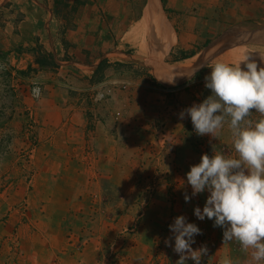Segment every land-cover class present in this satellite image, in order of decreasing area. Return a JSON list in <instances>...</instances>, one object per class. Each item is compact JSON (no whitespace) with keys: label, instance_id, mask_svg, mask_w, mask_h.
Masks as SVG:
<instances>
[{"label":"crops","instance_id":"0c3cea01","mask_svg":"<svg viewBox=\"0 0 264 264\" xmlns=\"http://www.w3.org/2000/svg\"><path fill=\"white\" fill-rule=\"evenodd\" d=\"M0 1V38L11 72L19 76H0V177L6 187L0 217L8 215L4 228L22 235L20 257L0 264H103L106 253L97 240L70 241L68 234L90 230H70L68 203L102 200L105 193L97 189L118 183L126 153L123 138L137 132L128 124L141 106L137 95L152 88L144 84L143 70L154 74L156 64L169 66L168 75L174 76L201 54L211 34L264 28V0H166V5L162 0ZM34 48L54 52L60 64L39 68ZM112 55L119 57L114 61ZM34 80L44 88L36 101L28 91ZM106 81L128 83L129 89H117L111 99L95 103L91 90ZM29 106L34 110L31 136ZM209 230L210 238L195 236L192 248L207 247L201 264H222L217 227ZM162 233L172 237L174 247L170 230L140 227L124 264H156L159 250L164 264H176L180 257L173 247L164 243L159 248Z\"/></svg>","mask_w":264,"mask_h":264},{"label":"rangeland","instance_id":"374dc122","mask_svg":"<svg viewBox=\"0 0 264 264\" xmlns=\"http://www.w3.org/2000/svg\"><path fill=\"white\" fill-rule=\"evenodd\" d=\"M4 2L5 0H2V3ZM44 2L47 3L46 0ZM3 15L4 12L0 11V23ZM246 26L247 28H250L249 26L258 27V25ZM226 30L211 34L210 42L207 41L202 45L200 55ZM15 49L17 48H12V50ZM232 49L237 53H252L264 57V41L262 40L230 48L227 53ZM215 51H217V45L211 47L208 53ZM200 55L188 61L174 76L168 75L169 66H162L163 71L155 68L154 74L143 70V75L147 80L144 84L149 82L152 88L150 91L147 90V95L144 93L145 88H142L137 95V101L141 103V106L135 107L136 110L138 109L135 117H132L128 123L130 127H135L137 132L123 138L126 153L122 156L123 169L116 174L118 183L103 187L102 190L97 189L98 193L102 191L105 193L106 198L102 200L68 203L70 214H68L67 222L70 230L73 231L75 227L79 229L88 227L90 230L87 233L84 232L85 234L73 232L68 234L70 241L83 242L89 238L97 240L100 247L105 249L104 262L124 264L134 238L137 239L139 235L137 232L140 227L155 226L166 232L170 230L169 225L174 222V218L180 215H184L187 222L196 224L202 230L201 237L210 238L212 235H209V229L211 228L213 232L214 221L207 218L201 221L194 215V209L197 206L203 209L209 193L205 191L192 197L190 202H186L185 194L191 196L192 193V188L187 183V173L192 165L200 163L203 154L213 156L214 149L215 154L224 155L226 158L236 156L234 139L229 127L230 118H226L223 127L218 130L217 139H213L209 135L196 134L191 118L181 120L179 113L193 104L202 103L211 95V90L205 88V76L211 72L209 67L219 61L229 65L242 63L243 66V61L227 54L220 59L214 57L206 64L208 67L201 69L200 74L184 80L193 72ZM112 57L110 59L114 60L119 55H112ZM189 66L192 68L186 73L185 68ZM162 75L176 78L169 79L172 83L165 82L162 80ZM0 76L13 80L10 72H4L1 69ZM158 82L165 83L167 86L181 84V88H165ZM122 85L125 87L123 88ZM109 88L112 89V95L108 99H111L117 89L127 91L129 85L125 82L116 85L109 84ZM141 92L143 94H140ZM9 96L7 95L8 99ZM262 118L264 117L257 112H252L248 117L253 121ZM5 188L4 177H0V194L5 192ZM59 209L60 212L64 211L62 206ZM79 215H82L83 219H79ZM7 217L8 215L4 218L0 217L2 226ZM4 227L6 226L0 228V261L11 257H14L16 261L21 254L22 235L17 233L16 229L13 233ZM147 235V233L143 234V236ZM164 241L165 234H159L157 238V242L161 243L159 248L164 247L162 246ZM218 248L222 251V255L220 254L219 257L217 254V257L222 261L228 258L236 264H264V261L256 262L252 259L251 250L242 251L237 241L223 243V229L220 227H217ZM158 252L155 258L156 264H164V255H160V250Z\"/></svg>","mask_w":264,"mask_h":264},{"label":"clouds","instance_id":"9594fccd","mask_svg":"<svg viewBox=\"0 0 264 264\" xmlns=\"http://www.w3.org/2000/svg\"><path fill=\"white\" fill-rule=\"evenodd\" d=\"M264 62V57H260ZM238 65L218 62L209 67L205 76V88L211 95L202 103L193 104L179 113V119L188 117L194 131L200 136L217 139L226 118L234 139L235 157L203 154L198 164L187 173V183L192 188L185 201L207 191L206 203L197 206L194 215L201 221L213 220V227L223 229V243L237 241L244 252L251 250L252 259L264 261V118L248 119L252 112L264 117V67L248 57ZM208 67L201 65L200 69ZM170 150V149H169ZM175 239H165L168 247L179 254L176 264H186L191 259L201 264L208 254L206 246L194 250V237L202 230L187 222L184 215L174 218L169 225ZM222 264H232L225 258Z\"/></svg>","mask_w":264,"mask_h":264},{"label":"water","instance_id":"95a60500","mask_svg":"<svg viewBox=\"0 0 264 264\" xmlns=\"http://www.w3.org/2000/svg\"><path fill=\"white\" fill-rule=\"evenodd\" d=\"M255 40L264 41V28L241 29L238 27H233L228 29L227 31L222 33V35L217 39V41L211 43L208 47H206V49L200 56V59L197 62L193 72L184 80L193 77L198 72L197 69L201 65H206L210 59L216 57L222 52L239 45L252 43ZM215 45H217V51L213 53H208V50Z\"/></svg>","mask_w":264,"mask_h":264},{"label":"built area","instance_id":"2783aa9c","mask_svg":"<svg viewBox=\"0 0 264 264\" xmlns=\"http://www.w3.org/2000/svg\"><path fill=\"white\" fill-rule=\"evenodd\" d=\"M0 69L4 72H10L13 80L14 78H18V74L15 73V71L11 72L13 69L11 68V62H10V58L9 56H6L4 59H2L0 61ZM104 86L99 88L97 86H95V88L93 90H91V92H93L92 94V99L95 103H99V102H103L106 101V99L109 98L110 95H112V89L109 88V84L112 85H116L118 84V82H110V81H106L103 83ZM122 84V83H121ZM122 87L124 88L125 86L122 85ZM14 89H18V87L13 86ZM28 91L30 96L32 97L33 100H39L44 93V88H43V84L41 82H39L38 80H34L31 85L28 87ZM33 108L30 106L28 108H26V114L27 116L30 117V122L28 123V129L27 132L28 134L31 136L34 130V118H33ZM103 264H109L108 262H104Z\"/></svg>","mask_w":264,"mask_h":264},{"label":"trees","instance_id":"16d2710c","mask_svg":"<svg viewBox=\"0 0 264 264\" xmlns=\"http://www.w3.org/2000/svg\"><path fill=\"white\" fill-rule=\"evenodd\" d=\"M163 4L166 5V0H162ZM166 11H168V9L165 8ZM210 41H208L209 43ZM5 44L2 42V39L0 38V57H6L7 55V51H5L4 49ZM34 50H36L39 53V59H38V67L39 68H51V67H55L58 66L60 64V58L54 53V52H48L45 50H37L36 48H34ZM102 64V63H101ZM200 74V72H198L196 75ZM161 86L165 87V88H169V89H173V88H178L181 86V84L178 85H173V86H167L165 83L162 82H158Z\"/></svg>","mask_w":264,"mask_h":264},{"label":"bare ground","instance_id":"6f19581e","mask_svg":"<svg viewBox=\"0 0 264 264\" xmlns=\"http://www.w3.org/2000/svg\"><path fill=\"white\" fill-rule=\"evenodd\" d=\"M153 4V3H152ZM155 5V4H154ZM157 5V4H156ZM158 6V5H157ZM148 7H149V5H148ZM154 9V8H153ZM148 13V12H147ZM152 14H153V12H152ZM156 14V13H155ZM151 20V19H150ZM148 28V27H147ZM129 34V33H128ZM131 38V37H130ZM226 53V52H225ZM227 55H230V56H232V57H234V58H237V59H240V60H242V61H244L246 58H248V57H252V58H254L255 60H256V62L258 63V66H260V67H264V62H261V61H257L258 59H260V57L259 56H257V55H254V54H250V53H237V52H234V51H230L229 53H227ZM244 63V62H243ZM160 66V65H159ZM159 66L158 65H156V68L158 69V70H160V71H163V69H161V68H159ZM190 68H192L191 66H189V67H186L185 68V71H188V70H190ZM168 69V68H167ZM165 70V69H164ZM162 80H164V79H162ZM165 82H170V83H172V81H167V80H164Z\"/></svg>","mask_w":264,"mask_h":264}]
</instances>
